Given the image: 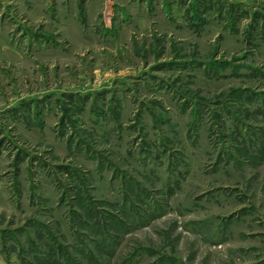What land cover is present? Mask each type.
<instances>
[{
  "label": "rangeland",
  "instance_id": "1",
  "mask_svg": "<svg viewBox=\"0 0 264 264\" xmlns=\"http://www.w3.org/2000/svg\"><path fill=\"white\" fill-rule=\"evenodd\" d=\"M0 264H264V0H0Z\"/></svg>",
  "mask_w": 264,
  "mask_h": 264
}]
</instances>
